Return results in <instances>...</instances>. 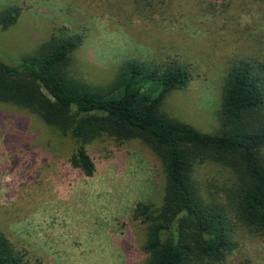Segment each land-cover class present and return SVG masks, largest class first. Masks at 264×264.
Listing matches in <instances>:
<instances>
[{"label":"rangeland","instance_id":"rangeland-1","mask_svg":"<svg viewBox=\"0 0 264 264\" xmlns=\"http://www.w3.org/2000/svg\"><path fill=\"white\" fill-rule=\"evenodd\" d=\"M20 8L0 29V61L35 55L52 34L79 35L68 77L106 90L126 61H176L190 73L160 111L202 133H218L227 67L235 59L264 64V0H0ZM261 114L264 116V109ZM76 140L26 110L0 102V233L28 264H145L146 225L133 218L138 202L162 205L160 161L138 139L102 135L87 145L91 177L69 162ZM264 164V148L260 150ZM199 190L230 209L235 178L217 164L195 165ZM235 248L216 264H264V232L227 214Z\"/></svg>","mask_w":264,"mask_h":264},{"label":"trees","instance_id":"trees-1","mask_svg":"<svg viewBox=\"0 0 264 264\" xmlns=\"http://www.w3.org/2000/svg\"><path fill=\"white\" fill-rule=\"evenodd\" d=\"M20 8L0 11V29L13 26ZM82 37L52 34L35 55L8 65L0 61V102L14 105L77 143L69 162L91 177L87 145L102 135L138 139L160 161L166 186L162 205L138 202L133 218L146 225L145 264H216L235 248L228 212L253 233L264 232V64L235 59L227 67L218 119L222 129L202 133L160 111L165 96L190 79L185 66L126 61L106 90L70 80L67 68ZM219 164L235 178L230 209L204 195L191 179L195 165ZM0 264H28L0 233Z\"/></svg>","mask_w":264,"mask_h":264}]
</instances>
